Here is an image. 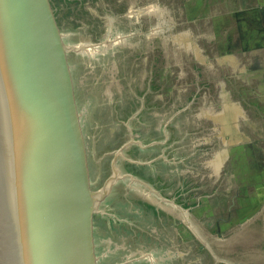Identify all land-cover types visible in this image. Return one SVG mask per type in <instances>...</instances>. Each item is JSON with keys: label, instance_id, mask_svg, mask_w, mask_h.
<instances>
[{"label": "water", "instance_id": "95a60500", "mask_svg": "<svg viewBox=\"0 0 264 264\" xmlns=\"http://www.w3.org/2000/svg\"><path fill=\"white\" fill-rule=\"evenodd\" d=\"M50 15L0 0V264H264V35L85 180Z\"/></svg>", "mask_w": 264, "mask_h": 264}, {"label": "rangeland", "instance_id": "374dc122", "mask_svg": "<svg viewBox=\"0 0 264 264\" xmlns=\"http://www.w3.org/2000/svg\"><path fill=\"white\" fill-rule=\"evenodd\" d=\"M48 2L51 47H69L59 59V92L70 123L81 114L85 180L130 130L213 65L264 35V0ZM56 34L65 36L59 40ZM73 43L83 53L79 59Z\"/></svg>", "mask_w": 264, "mask_h": 264}, {"label": "crops", "instance_id": "0c3cea01", "mask_svg": "<svg viewBox=\"0 0 264 264\" xmlns=\"http://www.w3.org/2000/svg\"><path fill=\"white\" fill-rule=\"evenodd\" d=\"M57 1H60V0H57ZM65 1V3L67 2V3H71V0H64ZM57 5H59V4H57ZM59 6H61L62 8H64V6L63 5H59ZM69 6V5H68ZM91 40V39H90ZM74 45H77V46H79V44H76V43H73L72 45H71V48H72V50L74 51V52H76V54H75V56H77V59H79V57L78 56H83V53H81L80 51H78L80 54L78 55V53H77V49H75V48H73L72 46H74ZM79 64H80V60H79ZM111 139H113V138H115V135H113V134H116V132L114 133V129H112L111 130ZM130 133L132 134L133 132L130 130ZM128 134V133H127ZM122 135V136H121ZM120 136L121 137H124L123 136V134H121ZM129 135V134H128ZM117 136V135H116ZM122 141H124V138H122L121 139ZM120 143H123V142H120ZM91 162V161H90ZM92 173H93V171H92ZM91 173V174H92Z\"/></svg>", "mask_w": 264, "mask_h": 264}, {"label": "trees", "instance_id": "16d2710c", "mask_svg": "<svg viewBox=\"0 0 264 264\" xmlns=\"http://www.w3.org/2000/svg\"><path fill=\"white\" fill-rule=\"evenodd\" d=\"M127 168H128V170H129L130 172H134V173L137 172L136 169L134 168V165H132V164H127Z\"/></svg>", "mask_w": 264, "mask_h": 264}, {"label": "flooded vegetation", "instance_id": "af4514ba", "mask_svg": "<svg viewBox=\"0 0 264 264\" xmlns=\"http://www.w3.org/2000/svg\"><path fill=\"white\" fill-rule=\"evenodd\" d=\"M92 46H94V44L93 43H90Z\"/></svg>", "mask_w": 264, "mask_h": 264}]
</instances>
